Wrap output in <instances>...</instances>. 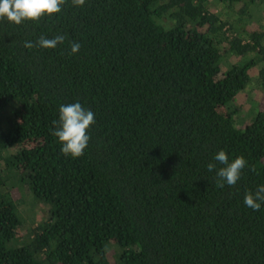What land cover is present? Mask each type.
Masks as SVG:
<instances>
[{
    "label": "trees",
    "instance_id": "trees-1",
    "mask_svg": "<svg viewBox=\"0 0 264 264\" xmlns=\"http://www.w3.org/2000/svg\"><path fill=\"white\" fill-rule=\"evenodd\" d=\"M214 1L65 0L0 19V264H264V206L243 204L264 184V109L234 119L252 69L264 89V26H247L264 0ZM74 102L95 114L75 159L53 135ZM221 149L247 161L222 189L206 168ZM14 188L47 211L29 227Z\"/></svg>",
    "mask_w": 264,
    "mask_h": 264
},
{
    "label": "clouds",
    "instance_id": "clouds-1",
    "mask_svg": "<svg viewBox=\"0 0 264 264\" xmlns=\"http://www.w3.org/2000/svg\"><path fill=\"white\" fill-rule=\"evenodd\" d=\"M65 0H0V19L15 25H21L25 21H38L42 17H51L62 10ZM73 6H83L85 0H72ZM63 35H56L49 39L40 37L35 45L31 41L25 42L26 48L38 46L41 48H56L64 42ZM80 44L71 45V52L76 53ZM95 114L84 108L79 102L61 104L58 108V118L54 121L53 135L61 145L60 151L65 156L79 158L84 154L88 146L90 126L95 123ZM218 165H220L218 167ZM247 166L243 156H235L229 159V154L223 149L217 151L207 165L208 172H214L216 186L224 188L234 186L241 178L242 170ZM245 207L252 211H259L264 206V184L250 192L243 198Z\"/></svg>",
    "mask_w": 264,
    "mask_h": 264
},
{
    "label": "rangeland",
    "instance_id": "rangeland-1",
    "mask_svg": "<svg viewBox=\"0 0 264 264\" xmlns=\"http://www.w3.org/2000/svg\"><path fill=\"white\" fill-rule=\"evenodd\" d=\"M212 1L215 5L218 4L214 0ZM213 10L216 8L212 7ZM257 19V18H255ZM247 26L250 28H259L260 26H264V22L259 25V22L257 20H251ZM251 75V81L245 85L242 91L236 96V104L238 103L240 106V112L239 114L234 115V119L238 120V123L236 124L238 127H243L244 123H248L251 121L253 116L258 110L264 109V89H260L258 87V82L255 83V77L257 75V69L254 68L250 71ZM12 196L14 200L17 201V206L20 212L23 213V223L26 227H29L31 224H35L39 218L44 217V215L47 213L45 210L44 215L42 213L43 210H40V206L35 202L36 200L32 197V195L29 193L28 196H20L19 191L17 188H14L12 190ZM26 202V203H24ZM43 207V206H42ZM42 216V217H41ZM33 220V223H32ZM13 241V242H12ZM10 244L17 245L18 243L16 240H12Z\"/></svg>",
    "mask_w": 264,
    "mask_h": 264
}]
</instances>
